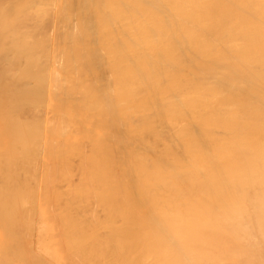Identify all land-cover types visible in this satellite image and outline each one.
I'll return each instance as SVG.
<instances>
[{
    "label": "bare ground",
    "instance_id": "obj_1",
    "mask_svg": "<svg viewBox=\"0 0 264 264\" xmlns=\"http://www.w3.org/2000/svg\"><path fill=\"white\" fill-rule=\"evenodd\" d=\"M0 105V142L3 139L6 144L8 139L9 141L12 139L10 142L13 141L18 146L16 142L22 140V142L19 141L23 143V145L20 144L21 150L27 153V156L22 157L26 158L35 153L40 156V153L47 151L49 156L46 155L47 152L43 155H46L48 159H52L56 154L61 155L62 159V155L70 151L72 153L74 151L83 152L88 148L85 147L87 144L90 146V151L95 153L96 160L98 156L103 157L101 170H98L100 165H98V169L95 168L99 171V177L102 175L101 188L103 189L99 194L100 186L98 189L95 187L97 190L94 193L96 192L100 201H103L99 205L103 204V213H106L103 215L105 217L107 215L106 221L101 218L103 222L105 221V226L97 224L99 219L96 223L93 221L91 224L92 220L87 216L85 218L90 220V223L89 220L87 222L89 226L96 224L95 228L98 225L99 228L106 229L107 236L103 240L104 243L101 239L100 243H103V246L105 244L109 251L112 250L111 254L106 249L105 256L108 258L109 255L113 256L109 259L114 264H264V0H0ZM3 105H18V107H2ZM19 105H26L25 107H29V109L30 106L36 105L38 110L39 108L43 110V105H53L52 115L54 114V116L48 117L51 113V109H49V112L46 113L49 114L47 116L49 119L46 120V124L47 122L48 124L44 125L42 123L44 116L40 113L41 116L36 114L39 118L34 119H40L39 122L42 125L35 122L37 120L33 123L31 118L32 125L29 123V126L27 125L28 121L25 120L27 123L24 124L23 119L26 118L24 115L29 119L28 115L30 113L32 115L30 111L33 110L30 109L27 112H30L28 115L23 110V115L20 114L23 116V122H21V117L19 118V123H23V127L17 123L18 129H23L19 131L16 124L12 127V122L10 123L8 120V118H12L11 114L14 117L18 112L21 113L22 110H18ZM54 105L55 107L58 105V107L55 108ZM75 107V114H72ZM31 115L30 117L33 116ZM73 118L80 120L79 123L77 119L75 120L78 126H73L74 130L70 129V124L74 122ZM90 119L93 120L92 129L88 128L85 122ZM6 120H8L11 129L7 123V125L5 124ZM5 126H8L9 129ZM78 127H82L78 131L81 133L80 136L84 134L87 137L82 135L81 138H75L76 136H73ZM87 129L93 130L91 131L93 136L88 137V133H91ZM20 134L24 138H15ZM68 134H73V137ZM13 143L10 144L11 147H13ZM20 146H18L19 149ZM3 147L0 148V151ZM6 148L9 150L8 147H5V151ZM12 149L14 148H11V151H13ZM21 150L19 152H22ZM16 152L14 151L12 154ZM4 153L0 152V156ZM29 153L31 154L29 155ZM8 154L6 152V155ZM23 155L25 154L23 153ZM9 156L6 157L9 158ZM15 156L17 157L16 154ZM33 156L35 157V155ZM10 157L13 158L12 155ZM68 157H71L70 154ZM36 158L38 161V157ZM28 159L30 158L28 157ZM53 159L55 163L53 164L54 161H51V164H58V161ZM68 159L71 160V158ZM43 161L50 164V161L46 162V159ZM84 161L82 162L84 163ZM4 162L6 161L3 160ZM76 162L73 163L77 164ZM91 162L95 164L93 161ZM33 163L35 164L34 161ZM84 164L85 169L88 166H91L92 169V165ZM6 165L8 166V164ZM39 165L35 164L38 169L41 167ZM77 165L76 168L79 167V164ZM14 166L11 165L12 169L16 171L17 167L13 168ZM17 166L20 167L18 168L20 171L25 169L22 164H17ZM32 167L34 168V165ZM8 168L10 167L8 166ZM46 168L48 169L47 166ZM61 168L65 169L64 166ZM71 168L72 170H69L72 172L73 167ZM3 169L4 167H2V171ZM80 169L82 171V168ZM91 169L90 171H92ZM60 170L58 172L63 171L65 174L68 172L67 169V171ZM53 171L56 174L57 170L53 169ZM77 171L75 176H80L81 173L78 175ZM6 172L4 171L3 175ZM11 172L13 173L12 170ZM16 172L14 175H18V170ZM49 172L50 170L47 172L48 175ZM63 172H61L60 178L59 175L57 176V180L70 175L64 176ZM23 174L25 175V172ZM36 174L34 173L33 176ZM8 175L10 177L8 181L12 183L16 179L17 184L22 176L21 174L19 178L13 179L14 175L9 173ZM51 175L53 176V173ZM71 176L73 178L74 175ZM92 176H87V178L94 179ZM6 177L0 180L3 190L8 182L5 180ZM25 177L29 182L28 173ZM67 178L68 183L70 178ZM42 180L44 181V179ZM51 180L49 179L50 182ZM84 180L82 181L88 182ZM61 181L59 182L60 186L56 182L58 187L62 192L63 190L67 192L66 186L70 183L66 186L64 183L63 187L66 188L64 189L61 186ZM75 181L74 183L77 184ZM93 181L92 183H94ZM25 182L23 180V183ZM38 182L36 183L38 184ZM31 183L29 182V184ZM14 184L16 186H13ZM14 184H9L11 190L14 187L20 192L24 188L26 192L22 193L26 196L35 190L31 186L26 187L28 188L26 190L21 185V189H19V185L17 186L16 182ZM23 185L27 186L28 184ZM9 186H7L8 190ZM74 186L76 187V185ZM86 186L84 184V189ZM58 187L56 186V189ZM81 187L76 188L77 191L81 190ZM14 188L12 192L18 191L17 189L14 191ZM50 188L52 189V187ZM45 189L43 188L44 191ZM55 190L53 192L60 195L59 188L58 191ZM71 190H74V187ZM87 191L83 192L88 194ZM65 192L63 193L65 194ZM74 192L77 194L76 190L72 194ZM22 193L21 196L19 194L22 197L20 199L13 194L14 200L12 199V201L16 199L17 202H14L16 205L11 201V197L9 198V201L12 202L9 204L14 205L13 209L12 206L10 208L15 212L14 216H16V212L29 204L27 203L29 200L26 201L24 198L27 197L23 198ZM35 193L34 191L33 194ZM41 194L42 202V200L45 201L47 195L43 196L42 194L41 196ZM55 194L53 193V196ZM66 194H70V192ZM76 194L73 196L77 197ZM97 195L93 196L96 198ZM82 196V199L85 200L86 196L84 194ZM35 197L37 196L35 195ZM57 198L55 200L64 202L63 197ZM79 198L77 200L74 198L76 203ZM34 199L36 198L30 199L32 204L37 203L39 198L36 201ZM53 199L54 197H52V201ZM91 199L89 200L90 204L92 203ZM55 200L52 204L51 201H47L49 204L44 207L47 209H45L46 211H50L49 207L47 208L50 206L52 214L56 210V203L59 202H55ZM6 201L8 202V200ZM92 201L94 202L93 199ZM7 202H4L6 205L3 207L0 206V209L4 210L3 213L1 212L4 217H7L5 214L9 213L5 212L4 207L11 205H8ZM41 202L42 211L43 204ZM60 202L57 204L58 206ZM76 203L70 202L69 209H71V204L77 205ZM0 204L2 205L3 202ZM95 205L92 203V208H95ZM84 206L85 204L83 208ZM88 206H90L89 203ZM67 207L60 205V209L65 208L66 212L63 209L60 211L57 208L58 211L56 210L58 213L59 211L64 212L61 214L65 218L63 216V219L61 217L58 219L59 216L57 218V220H63L61 221L62 225V222L65 225L71 224L77 234H81L87 229L91 232L94 231L90 230L91 226L89 228L85 225V218H83L84 226L81 221L75 220V218H79L77 216L79 213L82 215L81 207V209H77L80 211L78 214H72L73 218L69 213L70 210L67 212ZM33 208L31 209L33 210ZM26 209L23 211L27 212ZM98 209L97 207L94 209L96 213ZM23 211L20 212L23 213ZM46 211L39 213V218L42 214L44 216ZM75 211L76 209H74ZM93 213L94 217L98 216L95 215V212ZM13 214H10L11 217ZM19 214L18 217L21 215V218L19 217L21 221L24 214ZM52 214L48 215L53 218V220L49 219L51 225L55 220V215L53 217ZM92 215L88 216L92 217ZM32 216L33 214L31 218ZM46 216L47 214L45 218ZM27 218L23 219L24 223L15 221V219L13 221L19 222L18 226L23 224L24 228ZM45 218L44 222L40 221V224L36 226L39 238L37 234L35 235L37 239L41 238L43 249L47 255L50 254L53 257L51 250L56 248L53 249L54 246H51V242L54 244L53 240L56 237L49 241L46 240L48 243L44 244L45 236L50 233L46 234V232L51 230L52 234L54 231V228L52 229L51 225H48L50 223L46 224L48 218L46 220ZM67 218H71V220ZM6 220L8 221V218ZM29 221L30 218L26 221V225ZM29 223L30 225L34 224ZM36 223L37 221L32 225L33 228ZM12 226L13 229L8 226L5 228H8L9 232L10 229L14 231L16 226ZM28 226L29 224L27 228ZM32 226H29L31 232L35 231ZM84 227L88 228L84 229ZM16 228L19 232L20 228ZM59 230L56 231H59L62 237L64 230L61 227ZM89 231L87 230L86 234L90 233ZM31 232L30 234L28 232L29 236L34 235V232H32L33 235ZM103 233L106 234L105 232L100 234L103 235ZM18 234L16 235L15 232L16 236ZM83 234L81 235L84 236L85 234ZM95 234L91 233L93 238ZM72 235L69 237L70 239ZM29 236L27 235L26 238ZM11 237L10 239H14V242V235L13 238ZM74 238L73 240H75ZM89 238L90 236L85 238V241ZM10 239H3L7 242L5 245L0 242V245L5 247L11 245ZM16 239L18 238L16 237ZM19 239L16 240L20 243L19 245L27 251V244H29L31 250L32 245L29 239L26 240L29 241L27 243L22 238V241H25L23 243L27 245L26 248V245L19 242ZM70 239L68 242H72ZM83 240L82 243H84ZM77 241L79 243V240ZM96 241L95 243H99V240ZM61 244L64 247V242ZM81 244H77L79 248H72L75 243L72 246L69 245L72 248L70 249L72 254L74 250V253L80 250L81 246L79 245ZM13 245L9 251L8 247L5 248L8 251L4 250L7 254L3 251L6 257L10 258L8 255L10 253L17 258V261L15 257L13 258L16 261L14 263L26 264L25 261L20 262L23 260L21 257H28L29 253L27 255L22 253L21 246V249L18 247L20 252L19 250L16 252ZM93 245L91 247L95 250L101 247V245L98 247V244H96L97 248L94 243ZM85 246L83 245L84 249ZM13 247L16 253L24 256L19 257V254H15L14 250L12 251ZM87 247L90 245L86 246V249H89ZM0 249H2L1 246ZM58 250L53 253L58 255L62 250L67 253L66 256L62 254L63 257H60L61 260L64 259V256L67 257L68 261L63 260L67 264L69 261L71 262V258L74 262L72 264H76L77 261L75 260V262L74 258L84 256L83 252H80L79 255L74 257L75 254H73L70 257L71 252L68 248L69 254L66 249L59 250V252ZM29 252L31 253V251ZM33 252L35 251L33 250ZM107 252L110 254L108 255ZM39 253L37 252L36 256ZM84 253L87 256L86 252ZM42 254L45 255V253ZM33 255L35 256V253ZM57 255L56 259L59 257ZM2 256L4 259V255L1 254L0 257ZM39 256L40 254L38 259ZM6 257L5 259H7ZM31 258L34 262L28 258L29 263L35 264L37 258ZM43 258L39 259L41 263ZM60 258L55 261L60 263ZM100 258L102 259V257ZM100 258L97 259V262ZM11 260L9 259L10 262ZM43 260H45L43 263L47 262L46 259ZM84 260L82 258V261ZM3 261L5 262L2 260L0 264ZM9 261L7 259V264H10ZM102 262L105 264L103 259ZM102 262L100 263L102 264ZM49 263L51 264V261Z\"/></svg>",
    "mask_w": 264,
    "mask_h": 264
},
{
    "label": "rangeland",
    "instance_id": "obj_2",
    "mask_svg": "<svg viewBox=\"0 0 264 264\" xmlns=\"http://www.w3.org/2000/svg\"><path fill=\"white\" fill-rule=\"evenodd\" d=\"M0 106H1V105H0ZM7 106H8V107H9V106H15V107H18V105H7ZM7 106L3 105L2 107H7ZM20 106H22V105H19L18 110L21 109L22 111L19 110V111H21V113L18 112L19 115H18V113L16 114L17 116L14 115V117H16V118L19 116V117L17 118V120H16V118L13 117L12 114H11L12 118L10 117V114H9V117H10L11 119L8 118V120L10 121V123L12 122V127L15 126V124H16L17 129H18V125H20V124H21V127H23V123H19V120H20V119H21V122H23V120H24V124H26V123H27L26 121H28L27 125H29V123L32 122V120H33V123H35V122L38 123L40 119L37 120V119L39 118V117H37V116H38L39 113H40L41 115L44 116V120H42V121H44V122H42V123H44V125H47L48 122H47V124H46V120L49 119L50 117L54 116V114L52 115L53 105H52V106H51V105H43V106H44L43 110H44V109H45V110L47 109L46 111L44 110L45 113H44V111L41 110L40 108H39V110H40V111H39V110L36 108V105H35V106H34V105L30 106V109L33 110V111H30V112H32V115H33V116L31 115L30 112H29L30 114L27 113V112L30 110L29 107H25L26 105H25V106L23 105L24 108H22L23 106H22V107H20ZM28 106H29V105H28ZM45 106H46L47 108H46ZM60 106H62V105H60ZM73 106H74V105H73ZM75 106H76V105H75ZM31 107H33V108H31ZM34 107H35L37 110H36ZM54 107H55V105H54ZM56 107H58V105H57ZM56 107H55V108H56ZM76 107H77V106H76ZM76 107H75V109L72 111V114H75ZM55 108H54V109H55ZM5 109H6V108H5ZM27 109H28V110H27ZM34 109H35L36 111H35ZM49 109H51V110H50L51 113H49L50 115L48 114V115H49V116H48L46 113H47V111H48ZM0 110H1V107H0ZM23 110L25 111V113H26L27 115L29 114V115H28V116H29V119L27 118L26 115H24L26 118L24 117L25 119L22 120V117H23V116H20V114L23 115V114H22V113H24ZM37 111H39V112H37ZM33 112H36V113H34V114H35V117H34ZM42 112H43V114H42ZM48 112H49V111H48ZM36 114H38V115H36ZM45 114H46V115H45ZM30 115H31L32 117H30ZM41 115H39V116H41ZM51 115H52V116H51ZM47 116H48L49 118H48ZM20 117H21V118H20ZM19 118H20V119H19ZM31 118H32V120H31ZM34 118H37V119H34ZM40 118H41V117H40ZM42 118H43V117H42ZM42 118H41V119H42ZM13 119H15V120L12 121ZM27 119H28V120H27ZM76 119H77V121H78V123H79L80 120H79L78 118H73L74 122H73V121H72V122H73L74 124L71 122L72 124H70V126H71L70 129H72L73 126H75V127L78 126V125H77L78 123H77V122L75 123V120H76ZM8 120H6L7 122L5 121V124L7 123L8 126H10ZM25 120H26V121H25ZM35 120H37V121H35ZM90 120H91V119H90ZM90 120H88L89 122H88L87 120H85V122H86V124H87V127L90 128V129H92V128H93V123H92L93 120H91V121H90ZM34 121H35V122H34ZM14 122H16V123H14ZM87 122H88V123H87ZM17 123H18V125H17ZM39 123H40V125H42L41 122H39ZM7 124H6V125H7ZM30 124L32 125V123H30ZM75 124H76V125H75ZM84 125H85V124H84ZM8 126H5V128L7 127V129H9ZM29 126H30V125H29ZM91 126H92V127H91ZM21 127H20V128H21ZM24 128H25V127H24ZM79 128H80V127L77 128L78 130H76V133H77L78 131H80V129H82V127H81L80 129H79ZM10 129H11V126H10ZM12 129L15 130L16 127H15V129H14V128H12ZM22 129H23V128H22ZM22 129H18V130L20 131V130H22ZM73 130H74V128H73ZM73 130H71V131H73ZM87 130H88V132L90 131L89 129H87ZM91 131H93V130H91ZM91 131H90V133H91ZM76 133H75V131H74V135H73V134H68V136H69V135H71V136L73 135L74 137L76 136L75 138H81L82 135H83V137H87V135H84V134H82V135L80 136L81 133H79V132L77 133V135H76ZM89 135H90V136H89ZM91 135L93 136V133H91V134L88 133V137H91ZM48 136H49V134H48ZM68 136H67V137H68ZM73 136H72V137H73ZM79 136H80V137H79ZM18 137H19V139H20V138L22 137V135L20 134L19 136L15 137V138H18ZM22 138H24V137H22ZM11 140H12V139H10V141H11ZM13 140H14V139H13ZM15 140H16V139H15ZM5 141H6V140H5ZM10 141H9V139H8L7 143L5 144V143H4V140L1 139V142H0V148H1L2 146H4V147H3L4 150L1 149L0 152H1V153H2V152H5L4 154L1 155L2 157L0 156V157H1V158H0V161H1V159H2V163L0 164V171L2 172V174H1L0 176H1L2 178L0 177V180L3 179V177L5 178V177L7 176L5 180L8 181V180L10 179L8 173L14 175V174L17 173L16 171L18 170L19 173L22 172V173H20V175H19V173H18V175H14V177L11 175V177H13V179H14L15 177H16V178H19V177L21 176V174H22L21 178L19 179L20 181L18 180V184H17L16 179H14L15 182H16V184H17V186L19 185L20 182L23 183V180H24V182H25V181H26V182L23 183V184H26V185L28 184V185L25 186V185H23V184L20 183L21 187L24 186V187L26 188V187H28V186H29V187L31 186V187L33 188V190L35 189L34 191H35L36 193H39V194H36V193L33 194L34 191H32V193H30L29 191L32 190V188H31V190L29 189V191H27V192H29V195H30V194H33V195H30V196H29V195L26 193V194H27V196H26V195H24V194L22 193V192H26L25 189L22 188V189H23V190H22V189L20 188V185L18 186V188L21 189L20 192H19V190H18L17 188H14V187H13V188L15 189L14 191H16V189H17L18 191H16V192H12V191H13V188H12V190H11V186H9V184L11 185L12 183H13V184L15 183L13 179H12V180H13L12 183H10L9 181L6 182V183H7L6 185L10 187L9 190H8V187H7V186H6L7 189L4 188V187H5V186H4V187H3L4 190L6 189V190L4 191V190L1 188V186H0V188H1V190H2L1 193H0V200H1L0 203L3 202V204H2V205L0 204V206H2V207H3V205H6V204H4V202H5V203L7 202L6 200H8V202H7L8 205H10L12 202H13V203H14V202H15V203L17 202L16 199H15V201H12V199L14 200V195H13V194H15L16 198H19V199H20V198H22V197H20V196H21V193H22V194H23V198H24V196H25V197H27V198H24V199H26V201L29 200V201H27V203H29L28 206H30V207L27 206V207H28V208H27V207L25 206L24 209L22 208V209L20 210V211H23V210L25 211V209L27 208V209H28V210L26 209L27 212H24V211H23V213H22V212L18 211V212H16V216H14V215H15V212H13V210H12V209H13V206L16 205L15 203H14L13 206H12V204H11L10 206H6V208L4 207L5 212H9V213L5 214V216L7 215V217H4V214H2L4 210L2 211V208L0 209V218H1V219H0V228H1V230H0V234H1V235H2V234L4 235V236L2 235V238H3L4 240H5V238H6L7 240H9L10 237L12 236L11 238H13V235H14V237H15V241H14V242H15V245H17V244L19 245V244H20V243L17 242L18 239H19L20 237H21V238H20L21 240L19 239V242H22V243H23V242H25L26 240L29 239V240H30V243H31V245H32V248H31V250H30V248H29V244H27V245H28V248H26L27 245H26L25 243H23V245H24V244L26 245V246L24 245L25 248L27 249V251H26V250L23 248V246H21V245H19V246H18V245H17V246L13 245V243H14L13 240H14V239H13V240L10 239V241H12V244H11V245H13V246L16 248V252H17V250H19V252H20V249L23 248L22 250H23V251L25 250V251L23 252V251L21 250L22 253H24L25 255H27V254L29 253V254L27 255L28 257H26V256H24L23 254L21 255L20 253H16L15 250H14L15 248L13 247L12 251L14 250L15 254H19V255H20L19 257H21V256L26 257V258L21 257L23 260H21L20 262L25 261L26 264H34V263H32V262H34V260H32V258H31V257H33V258H35V259L37 258V259H36V263H38V264H39V263L42 264V263L45 261V260H43V259H46V261H47L46 263H43V264H50L49 261H51V264H53V263H55V264H57V263L60 264V263H62V262H63L62 264H67V263H64V261H63L64 259L67 260V259H66L67 257L65 258V256H66L67 253H64L65 251L63 252L62 249H64V250L66 249V251H67L68 254H69V251H68V250L72 249L73 247L79 248L77 244H79V243L81 244V243H82V240L84 239V240H83L84 243H82L81 245H79V246H81V248H80L81 251H80V250H78V251L76 250L77 252L74 253V251H75V250H74V251H73V254H75V255H74V257H75V256H77V254L79 255L80 252H83L82 255H84V256H83L82 258H83V260H84V259H85V260L82 261V258H81V257H76L77 259L74 258V261H75V260L77 261V262L75 261L76 264H77V263H78V264H82V263H83V264H94L95 262L98 263V264H101L100 262H102V259H103V261H104L105 264H109V262H111L110 264H112V263L114 264V262H112L111 259H109V258H112V257H113V256H110V255H109L110 253H111V254L113 253L112 250L109 251V248L107 249L106 246H105V244H104V246H103V243H104L103 240L105 239V236H107V231H106L105 228H103V227L105 226L104 224H105V221H106L105 219H106L107 215H106V217L104 216L106 213H103V211H104V206H103V204L99 205L100 203H103V201L101 202L100 199H99V197H98V195H97V193H96V192H95L96 194L94 193V191H96V190L98 189L99 186H100V187H99V189H100L99 194L102 193V189H103V188H101V186H102V175L100 174V175H101V176H100L101 178H100V177H99V171L101 170V167H102L101 165H102V163H103V157H102V156H98V157H97V160H96V157H95L96 155H95V153L93 154V153L90 151V146L87 144V146H85V147H88V148H87L86 150H84L83 152H79V151L76 152V151H74L75 153H74V152L72 153V151H70L69 153H65L64 155H62V159L65 157V158H64V161H63L64 163L62 162L61 155H59V154H58V155H57V154L54 155V153H53V154H52V156L54 155L53 158H55V160L58 161V164L53 165V164L55 163L54 159H53V158H52V159H51V158L48 159V157H46V155L49 156V154H48L49 152L45 151V152H47V154H46L45 152L40 153V156H39L37 153H35V154H31V153H29V155L31 154L32 157H30V156H31V155H30V156H28L30 159H28V157L24 158V157H22V156H27V153H25V152H23V151L21 150V147H22V146H20V144L23 145V143H20V142H22V140H19L20 142L18 141V139L16 140V141H18V142H16V143H18V146H20V149H19V147L17 146V144L13 143V141H12V142H10ZM8 142H9V143H8ZM12 143H13V147H11L12 145H10V144H12ZM7 144H8L9 146H8ZM1 145H2V146H1ZM6 145H7V146H6ZM15 145H16V146H15ZM5 147H8L9 150L6 148V151H5ZM11 148H14V149H12L13 151H11ZM15 148H17V149H19V150H16ZM20 150H21L22 152H19ZM10 151H11V152H10ZM14 151H17V152L15 153V154L17 155V157L15 156V154H12ZM85 151H86V152H85ZM6 152H7V154L9 153L8 155H10V156L12 155L13 158L10 157V156H9V158H7L8 155H6ZM90 152H91V153H90ZM10 153H11V154H10ZM17 153H19V154H17ZM21 153H22V154H21ZM23 153H24L25 155H23ZM83 153H84V155H82ZM88 153L90 154V156H89ZM43 154H46V155H43ZM69 154H70L71 157H68ZM74 154H75V155H74ZM76 154H78V156H76ZM3 155H4V157H3ZM5 155H6L7 157H6ZM19 155H20L21 157H20ZM33 155H35V157H34ZM73 155L76 156V157H74ZM14 156H15V157H14ZM52 156H51V154H50V157H52ZM56 156L58 157V158H57L58 160L56 159ZM63 156H64V157H63ZM80 156H82L83 158L80 157ZM91 156H92V157H91ZM5 157H6L7 159H6ZM33 157H34V159H35L36 157H38V161H37V158H36V161H35V160L33 159ZM40 157H41V158H40ZM45 157H46V158H45ZM72 157H73V160H72ZM79 157H80V158H79ZM90 157H91V158H90ZM93 157H94V158H93ZM101 157H102V158H101ZM10 158H11V159H10ZM14 158H15V159H14ZM16 158H17V160H16ZM20 158H21V159H20ZM23 158L25 159L24 161H23ZM68 158H71V160L68 159ZM74 158H75V160H76L77 162L74 160ZM78 158L81 159V160L78 161V160H79ZM87 158H88V159H87ZM89 158H90L91 160H90ZM9 159H10V160H9ZM13 159L16 161V163H15V161H14ZM44 159H46V162L50 161V164H48V163H44V161H43ZM83 159H84V160L86 159V160L84 161ZM99 159H100V160H99ZM101 159H102V160H101ZM3 160H5L6 162L9 161V162H7V163H6V162H4V163L8 164V166H9L10 168H8V166H7L6 164L4 165ZM11 160H12V161H11ZM26 160H27V161H26ZM28 160H30V161H28ZM32 160L35 162L36 166L40 164L39 166H41L40 168L42 169V171H41L40 168H39V169H40V170H39V169L35 166V164L33 163ZM60 160H61V161H60ZM67 160H68V161H67ZM87 160H88V161H87ZM94 160H96V161L94 162ZM98 160H99V162H100V161H101V162L99 163ZM17 161H18V163H17ZM42 161H43V163H42ZM51 161H54L53 164H51ZM82 161H84V163H86V164H88V162H90L88 165H92V169L90 168L91 166L89 167L88 165H87V166H88L89 168L86 167V169H85V164H84ZM91 161H93L95 164H92ZM13 162H14L15 164H12ZM28 162H29V163H28ZM31 162H32V163H31ZM38 162H41L42 164H41V163L38 164ZM60 162H61V163H60ZM66 162H67L68 164H67ZM69 162H70V163H69ZM73 162H76L77 164H79V167L76 168L78 165L75 164V163H73ZM79 162H80V163H79ZM65 163H66V164H65ZM71 163H72V164H71ZM96 163H97V165H96ZM9 164H11V165H15L13 168H16V167H17V168H16V171L13 170L12 167H11V165H9ZM17 164H19V165L22 164V166L24 165L23 167H24L26 170H25V169H22V170L20 171V169H18V168H20V167L17 166ZM32 164L34 165V168L32 167V166H33ZM43 164H44V165H43ZM45 164H46V166L48 167V169L46 168ZM47 164H48V165H47ZM59 164H60V165H59ZM69 164H70V165H69ZM73 164H74V165H73ZM83 164H84V166H83ZM1 165H3V166H1ZM30 165H31V166H30ZM71 165H72V166H71ZM94 165H95V166H94ZM98 165H100V166H99L100 168L98 167ZM22 166H21V168H23ZM39 166H38V167H39ZM43 166H44L46 169H45ZM55 166H58L59 168H58V167H55ZM62 166H64L65 169H64V168H61ZM2 167H4L3 171H2ZM52 167H53V168H52ZM54 167H55V168H54ZM69 167H70V168H69ZM71 167H73V171H72L73 173L71 172V170H72ZM83 167H84V169H83ZM68 168L71 169V170H69ZM75 168H76L78 171H77ZM80 168H82V171H81ZM95 168H97V169L99 168V169H98L99 171H97V169H95ZM6 169H7V170H6ZM8 169H9L10 171H9ZM33 169H35V170H33ZM43 169H44V170H43ZM53 169H54V170H57V171H56V174H57V173H59V174L56 175V174L54 173L55 171L52 172ZM60 169H61V170L63 169L64 171H67V170H68V172H66V174H65V172L61 171ZM66 169H67V170H66ZM90 169H91L92 171H90ZM94 169H95L96 171H95ZM11 170L13 171V173L11 172ZM24 170H25V171H24ZM29 170H31V171L29 172ZM36 170L38 171L39 174H38V173L36 174V172H37ZM49 170H50V172H49V175H48L47 172H48ZM59 170H60L61 172H63V175H64V176L70 174V175H68V176L61 177V180H63V179L65 180V181L63 180L64 182L61 181V180H57L58 177L60 178V176H62V175H61L62 173H61V172H58ZM83 170H84V171H83ZM88 170H89V171H88ZM4 171H5V172L7 171V172H6L7 175H6V174L3 175V172H4ZM40 171H41V172H40ZM69 171H70V172H69ZM76 171H77V174H78V175H79V173H81L80 176H81V178H83L82 180L85 179L84 181H88V182L85 183V182H83V181L81 180V178H79L80 176H77V175L75 176V174H76L75 172H76ZM24 172H25V175L23 174ZM33 172H34L36 175L33 176V174H34ZM45 172H46V173H45ZM88 172H89V173H88ZM90 172H92V173H90ZM93 172H94V175L97 174L98 177H97V175H96V176H94V175L92 176ZM95 172H97V173H95ZM27 173H28V180L30 179L29 182H30V183L32 182L31 184H34L33 186H32L31 184H29V182H27V177H25ZM32 173H33V174H32ZM52 173H53V176L55 175L56 179H55V177H53L52 175L50 176V174H52ZM71 173H72V174H71ZM41 174H42V175H41ZM43 174H45V175H43ZM89 174H91V175H89ZM2 175H3V176H2ZM5 175H6V176H5ZM47 175H48V176H47ZM58 175H59V176H58ZM71 175H74L73 178H72ZM83 175H84L85 177H84ZM37 176H39V177H37ZM43 176H45V178H43ZM46 176H47V178H46ZM49 176H50V177H49ZM57 176H58V177H57ZM87 176H90V177L92 176L94 179H92V178L90 179V177L87 178ZM23 177H24V179H23ZM48 177H49V178H48ZM67 177H69V178L71 179V180L69 179V181H68V183H70V185H68L69 187L66 186V185L68 184V183H67V179H68ZM76 177H78V179H76ZM40 178L44 179V181H46V182H45L46 184L43 183L44 181H43L42 179H40ZM53 178L55 179V182H54V179H53ZM62 178H63V179H62ZM66 178H67V179H66ZM22 179H23V180H22ZM34 179H35V180H34ZM37 179H38V181H39L40 183L37 181ZM49 179H52L51 182L49 181ZM75 179H76V181H75ZM79 179H80V181L83 182V183L81 182L82 184L80 183ZM87 179H88V180H87ZM98 179H99L100 181H99ZM40 180H42V181H40ZM72 180H73V182H72ZM77 180H78V181H77ZM90 180H92V181L94 180L93 182H94L95 184L92 183V181H90ZM96 180H98V182H96ZM10 181H11V180H10ZM48 181H49V182H48ZM52 181H53V182H52ZM60 181H61V186L63 187V186L65 185L67 189L64 188V187H63V188L66 189V191H67L68 193L70 192V194H66L67 192H65V190H63V192H65V194H66V195H65V194L62 192V190H60V187H58V185L60 186V184H59ZM74 181L77 182V184L74 183ZM36 182H38L39 185H38ZM41 182H42L43 186H41V185H42ZM56 182L58 183V185H57ZM62 182H63V183H62ZM89 182H90V184H89ZM52 183H53V184H52ZM54 183H55V184H54ZM64 183H65V184H64ZM79 183H80V184H79ZM91 183H92V185H91ZM63 184H64V185H63ZM71 184H72V186L74 187V190H76L77 194H76L75 192H74V194H72L74 190H71V191H70L71 188L73 189V187L71 186ZM78 184H79L80 187H81V186H82V187L80 188L81 190L78 189V191H77L76 188H79V186H77ZM84 184L87 185L85 189H84ZM93 184H94V185H93ZM0 185H2V184L0 183ZM44 185H45V186H44ZM49 185H51V186H49ZM74 185H76V187H75ZM88 185H91L92 187L89 186V187H90V188H89ZM96 185H97V186H96ZM13 186H16V185L14 184ZM35 186L37 187V189H36ZM40 186H41L42 189L39 188ZM56 186L59 188V191H58V188L56 189ZM29 187H28V188H29ZM50 187H52V189H51ZM95 187H97V189H96ZM28 188H26V190H27ZM38 188L42 190L41 193L43 194V196H46V195H47V198L42 197V198H45V199H44L45 201L42 200V202H44V203H42L41 200H40V198H41V197H40V194H41L40 191H41V190H39ZM43 188H44V189L47 188V189H45V191H44ZM63 188H61V189H63ZM55 189H56V190H55ZM90 189H91V190H90ZM93 189H94V190H93ZM49 190H50V192H49ZM53 190L60 192V195H58L56 192H53ZM85 190H88V191H87L88 194H86V192H83V191H85ZM89 190H90V191H89ZM6 191H7V192H6ZM9 191H10V192H9ZM37 191H39V192H37ZM79 191H82V192L80 193ZM92 191H93V192H92ZM8 192L10 193V195H9ZM17 192H18V193H17ZM43 192H44V193H43ZM48 192H49L50 194H51L52 192H53L54 194H55V193H56V194L53 196V193L50 195ZM78 192H79V197H80L81 199L78 197ZM89 192H92L93 194L91 193V194H92V195H91ZM6 193H8V194H6ZM11 193H12V194H11ZM19 194H20V196H19ZM42 194H41V196H42ZM48 194H49V195H48ZM62 194H64V196H66V197L68 196V197L65 198L64 196H62ZM75 194H76L77 197H74V196H73V195H75ZM80 194H82V195L84 194V196H86V197L84 198L85 200L82 199L83 196H82V195L80 196ZM85 194H86V195H85ZM2 195H3V198H2ZM6 195H8V196H6ZM11 195H12V196H11ZM35 195H36L37 197H35ZM57 195H58V196H57ZM71 195H72V196H71ZM90 195H91V196H90ZM93 195H94V196L97 195L96 198H95ZM18 196H19V197H18ZM31 196H32V197H31ZM59 196L63 197L62 199H64V202H63L64 204H63L62 202H60V200H55L57 197L59 198ZM7 197H8V198H7ZM10 197H11V198H10ZM52 197H54L53 201H54V200H55V202H56V201H59L61 206H64V207L68 206V207H67V212H69V210H70L69 213H71V215H72V214H78L80 211L77 210V209H81V208H82V209H81L82 215L79 213V214L77 215V216H79V218L77 217V218H75V220H76V221H77V220H78V221H81L82 223L85 222V220H86V222H85L86 224L83 223V226H84V224H85L86 226H88L89 228H90V226H91L90 230H92V231L94 230L93 232H91V231H89V229H87V230L90 232V233H88V234H86V233H87V230H86V231L84 230L85 233H84V232H81V234H83V233L85 234V235H84V234H83V235L86 236V237H85L86 239L90 236V238L93 239V240H91L90 238H89L88 240H90L91 242L88 241V240H87L88 242L85 241L86 239H85V238H82V237H84V236H82L80 233L77 234V233L74 231V228H73V226H71V224H67V225H65L64 222H62L63 225L61 224V221H63L62 219L65 218V217L63 216V214H61L63 211L60 212L63 208L60 209V205H59V206L57 205L59 202L56 203V206H57V207L55 206V204H53V205L55 206L56 210H57V208H58V210L60 209L59 213L57 212L58 210L56 211L54 207H53V208H54L55 212H57L56 214H55L54 211H53L54 214L51 213L52 211H51V209H50V206H47V208L49 207L48 210H50V211H46V210H47L46 208H45L46 210L44 209L45 205H48L50 201H51L50 203L52 204V202H53V201H52ZM61 197H60V198H61ZM69 197H70V198L72 197V198L70 199ZM87 197H88V198L90 197V198L88 199ZM92 197H93V198H92ZM9 198L11 199L12 202L9 201V200H10ZM33 198H36V199L39 198V199H37L38 201H36V199H34L37 203H35L34 200H33V203H35V204H32V203H31L32 200H30V199H33ZM49 198H50V199H49ZM58 198H57V199H58ZM60 198H59V199H60ZM74 198H75L76 200L79 198V200L77 201V203H76V200H75ZM91 198L94 200V202L92 201ZM97 198H98V199H97ZM5 199H6V200H5ZM65 199H66V200L68 199V201H69V200H70V201H69V202H68V201H65ZM72 199H73L74 201H73ZM90 199H91V202H92V203H95L96 205H97V203H98L97 206L95 205V208H94V207L92 208V206H91L92 203L90 204V202H89ZM96 199L98 200V202H96V201H97ZM2 200H4V201H2ZM17 200H18V199H17ZM39 200H40L41 204H43V205H42V211H41V207H40L41 205H40ZM82 200H83V201H82ZM47 201H49V202H47ZM79 201H81V202L79 203ZM87 201H88V202H87ZM9 202H11V203L9 204ZM45 202H46V203H45ZM55 202H54V203H55ZM65 202H67V203L65 204ZM70 202H71V203L75 202V203H76L77 205H79V206H78L77 208H75L77 205H75V204H71V209H69V207H70V205H69ZM61 203H62V204H61ZM88 203H89L90 206H88ZM37 204H38V205H37ZM51 204H50V205H51ZM84 204H85V206H84V208H83V205H84ZM35 205H36V206H35ZM11 206H12V209H10ZM33 206H35V207L33 208ZM72 206H73L74 208H73ZM86 206H87V207H86ZM93 206H94V205H93ZM8 207H9V208H8ZM51 207H52V205H51ZM80 207H81V208H80ZM90 207H91V208H90ZM96 207H97V209H98V208L100 209V211H99V209L97 210V213H99L101 216H100L99 214H97L96 211L94 210V209H96ZM101 207H103V208H101ZM7 208H8V209H7ZM31 208H33V210H32ZM37 208H38V209H37ZM39 208H40V209H39ZM85 208H86L87 210H86ZM89 208H90V210H89ZM9 209H10V210H9ZM72 209H73V213H72ZM74 209H76L75 212H74ZM84 209H85V211H84ZM11 210H12V211H11ZM31 210H32V211H31ZM44 210L47 212V213H46L47 216H46V218H45V215H46V214H44V216H43V214H42V215H41L42 219H41V217L39 218V216H40V214H41ZM63 210H65L64 212H66V209H65V208H64ZM92 210H93V212H95V215H98V216L94 217V213L92 212ZM101 210H102V211H101ZM29 211H30V212H29ZM40 211H41V212H40ZM45 211H44L43 213H45ZM78 211H79V212H78ZM86 211H87V212H86ZM98 211H99V212H98ZM1 212H2V213H1ZM11 212L14 213L12 217H11V215H10V214H12ZM28 212H29V213H28ZM31 212H32V213H31ZM33 212H34V213H33ZM64 212H63V213H64ZM76 212H77V213H76ZM17 213H18V214H19V213H20V214H24V216L22 215L23 218L21 219V221H23V219L25 220V219L28 217V215H29V217L27 218L26 221H28L29 218H30V221H29V222H31V224H32V223L35 224V222L37 221V223H36V225H35V227H34L35 229H34L33 226H32V225H34V224L30 225L29 222L27 223V225L29 224V226H30V227L32 226L33 230H35V231H32V232H34V235H33V233L29 230V229H31V228H29V226H28V228H27L26 221H25V224H24V226H25L24 228L22 227L23 224H21V226H18V225H17L19 222L16 223L15 221H17V220L20 221V218H21V217H20L21 215L19 214V215H20V216H19L20 218H19ZM26 213H27V214H26ZM35 213H36V214H35ZM39 213H40V214H39ZM49 213L52 214L51 216H53V217H54V215H55V218H54L55 220H57L58 216H59L58 219H60V217L62 218V216H63V218H62L61 220H57V221L54 220V224L52 223L53 225H51L50 220H53V218L48 216ZM83 213H84V214H83ZM86 213H88V214L85 215ZM30 214H31V215L33 214V216H35V217L32 216V218H31V215H30ZM34 214H35V215H34ZM57 214H58V215H57ZM59 214H60L61 216H60ZM92 214H93V215H92ZM103 214H104V215H103ZM9 215H10V216H9ZM26 215H27V217H26ZM71 215H70V217H71ZM83 215H84V216H83ZM88 215H90V216L92 215L93 218L90 217V216H88ZM102 215H103V216H102ZM8 216H9V217H8ZM56 216H57V217H56ZM80 216H81V218H80ZM86 216H87V218L89 217V219L92 220V221H91V224H93V223H92L93 221L96 223V222L98 221V219H99V221L97 222V224L100 225V226H103V227H102V228H99L100 226L98 227V225H97L98 228H97V227L95 228V227H94V226H96L95 223H94L95 225H91V224H90V226H89V224H87V222H88L89 219L87 220V218H85ZM10 217H11V219H10ZM14 217H16V218H14ZM24 217H25V218H24ZM37 217H38V218H37ZM74 217H75V216H74ZM98 217H99V218H98ZM3 218H4V219H3ZM5 218H6V219L8 218V221H7ZM17 218H19V219H17ZM44 218H45V220H46L47 218H48V220L50 219L49 222H48V220H47L46 224H47V223H50V224H48V225H51V228H52V229L54 228V231L56 232V233H55L54 231H52V234H51V230H50V231H47L46 234H47L48 232H50L48 235H46V236H48L49 238H47V237L45 236L44 240H45V241H46V240L49 241V240H51V239H53V238L56 237V238L53 240L54 244L51 242V246H52V247L54 246L53 249L56 248L57 250H58L59 247H63V244H61V243L64 242V247H65V248H64V247H63V248H59L60 251L62 250V251H61L62 253L60 252L61 254L59 253V254L57 255V254L53 253V252L57 251L56 249L53 250V251L51 250V252H52V256H53V257H51L50 254H49L50 256L47 255V252L44 251L45 249H43L44 245H42L43 243H42V241H41V238H40V240L37 239V237L39 238V236H38L39 233L36 232V231H38V228H37L36 226H37V224H40V221H43ZM51 218H52V219H51ZM71 218H73V215H72ZM71 218H70V219L67 218V219H68V220H71ZM83 218H85V220H84ZM95 218H96V219H95ZM101 218H103V220H105V221L103 222V221L101 220ZM14 219H15V221H13ZM32 219H34V220H32ZM40 219H41V220H40ZM79 219H81V220H79ZM94 219H95L96 221H95ZM31 220H32L33 222H32ZM72 220L75 221L74 219H72ZM90 220H89V223H90ZM2 221H5V222H6L8 228L13 227L12 225H14V227L17 225L16 227H19V228H20V229H19V232H17L18 228L15 227V230H14V231L11 230V229H13V228L10 229V232L13 231L12 233H10V232H9V229H8V228H5V227H7V226H5V225H6L5 222L3 223ZM9 221H11V222H9ZM12 221H13V222H12ZM21 221H20V223H24V221H23V222H21ZM38 221H39V222H38ZM43 222H44V221H43ZM52 222H53V221H52ZM100 222H101V223H100ZM11 223H12V224H11ZM15 223H16V224H15ZM20 223H19V224H20ZM1 224H2L3 226H2ZM8 224H9V225H8ZM48 225H47V226H48ZM54 225H55V227H54ZM68 225H70L71 227L68 226ZM52 226H53V227H52ZM59 226L61 227L62 230H64V233H63V231L61 232V235H62V233H63L62 237L60 236V232H59V231H61V230H59V228H60ZM62 226H64L65 228L62 227ZM3 227H4V228H3ZM48 227H50V226H48ZM57 227H58V228H57ZM66 227H67V228H66ZM88 227H84V229H85V228H88ZM92 227H93V228H92ZM36 228H37V229H36ZM56 228H57V229H56ZM6 229H7V230H6ZM25 229H26V230H25ZM67 229H68V230H67ZM100 229H101V230H100ZM2 230H3V232H2ZM5 230H6V231H5ZM23 230H25V231H23ZM27 230H28V231H27ZM56 230H59V231L57 232ZM72 230H73V231H72ZM104 230H105V231H104ZM22 231L25 233V235H26V233H27L28 236H29V234H30V232H31V234H32L33 236H31V235H30L31 237L29 236L31 239H30L29 237L26 238L27 235L25 236L24 233H23ZM69 231H70V232H69ZM96 231H97V232H96ZM1 232H2V233H1ZM5 232H7L8 234L5 233ZM15 232H16V235H17L18 233H21V234H20V235L18 234V236H16V235H15ZM28 232H29V234H28ZM98 232H99V233H98ZM101 232H105L106 234L103 233V235H102V234H100ZM4 233H5V234H4ZM13 233H14V234H13ZM54 233H55V235H54ZM57 233H59V235H57ZM68 233H70V234H68ZM91 233H93V234L96 233V234H97V235L95 234V237H94V238H95V241H96V239H97V241L99 240V243H95L94 238H93V235H91ZM9 234H10V236H7V235H9ZM35 234H37V237H36ZM65 234H68V235H65ZM72 234H73V235H72ZM79 234H80V235H79ZM1 235H0V236H1ZM22 235H23V237H22ZM49 235H50L51 237H50ZM52 235H53V236H52ZM56 235H57V236H56ZM71 235H72V237H71L72 240L69 238ZM76 235H77L78 237H77ZM88 235H89V236H88ZM99 235H102L103 238H102V236L99 237ZM24 236H25V237H24ZM64 236H65V237H64ZM74 236H75V238H74ZM87 236H88V237H87ZM96 236L99 237V238H97ZM7 237H8V238H7ZM16 237H17L18 239H16ZM34 237H35V238H34ZM63 237H64V238H63ZM76 237H77V238H76ZM79 237L82 238V239L80 240ZM2 238H0V239H1L0 242H3L4 245H5V243L7 242V240L4 241ZM22 238L25 239V241H24V240L22 241ZM33 238H34V239H33ZM58 238H59V239H58ZM66 238L70 239L72 242H68V239H66ZM73 238H74L75 240H76V239L79 240V243H78L77 240H76V241L73 240ZM61 239H62V240H61ZM100 239H101V241L103 242L102 244L100 243V242H101ZM16 240H17V241H16ZM60 240H61V242H60ZM70 240H69V241H70ZM10 241H9V243H11ZM32 241H33V242H32ZM47 241L44 242V244L48 243ZM56 241H57L58 243H57ZM66 241H67V242H66ZM97 241H96V242H97ZM26 242L28 243L29 241H26ZM92 242H93L95 245H96V244L99 245V246L96 245V248H97V246L100 247V245H101V247H103V248H105V249H103V248L101 249V247H100L99 249H96V250H95V248H92V247L94 246ZM3 243H2V244H3ZM9 243H8V244H9ZM38 243H39V244H38ZM69 243H71V244H72V243H73V244L75 243V245L72 244V245H73V246H72V245L69 244ZM0 244H1V243H0ZM8 244H6V245H8ZM55 244L58 246V248H57V246H56ZM65 244H67V245L65 246ZM68 244H69L70 246H72V248L69 247ZM87 244L90 245V247H87V248H89V249H86ZM11 245L9 244V245L7 246L8 248L5 247V246H3V245H0L2 249H3V247H4L3 250L0 249V250H1L0 253H1L2 255H4V259H2L3 256L0 257V259L5 260V262L7 261V259H8V261H9V259H12V260H11L12 263H11L10 261H9V263H10V264H16V263H14L15 260H13V258H14L15 256L10 255V253H9L8 255L10 256V258H8V256L6 257V254H7L6 251H7V250H6L5 248H7L8 251H9V249L11 250V247H12ZM31 245H30V247H31ZM41 245H42V246H41ZM83 245H84V246L86 245V246H85V249H84ZM9 246H10V247H9ZM20 246H21V248H20ZM55 246H56V247H55ZM91 246H92V247H91ZM18 247H19L20 249H18ZM45 247H46V246H45ZM67 248H68V250H67ZM76 248H75V249H76ZM32 249H33L35 252H33ZM38 249H39V250H38ZM51 249H52V248H51ZM91 249H93V250H91ZM106 249L108 250V252H110V253L107 252L108 255H109V258L105 256V255H106V252H105ZM4 250H6V251H4ZM59 250H58V252H59ZM85 250H86V251H85ZM97 250H98V251L100 250V251L102 252V254H101L100 251L98 252ZM102 250H104V251H102ZM107 250H106V251H107ZM3 251H4L6 254H5ZM8 251H7V252H8ZM29 251H31V253H30ZM39 251H40V253H39ZM89 251H91V252L93 251V253H91V252H89ZM95 251H97V252H95ZM10 252H11V251H10ZM32 252H33V254L35 253V256H36V253L38 252V253L40 254L39 259L45 257V258H43V259L41 260L42 263H41V262L39 261V259H38V255H39V254H37V256L35 257V256L32 254ZM58 252H57V253H58ZM70 252H71V253H70L69 255H70V257H71L73 254H72V251H71V250H70ZM78 252H79V253H78ZM84 252H86L87 256L85 255ZM88 252H89V253H88ZM103 252H104L105 254H104ZM42 253H45V255L42 254ZM97 253H98V254H101V255L98 256ZM1 254H0V255H1ZM54 254H55V255H54ZM62 254H64L65 256H64V259L61 260L60 257H63ZM88 254H89V255H88ZM94 254H95V255H94ZM96 254H97V256H96ZM103 254H104V256H105V260H106V261H109L108 263L104 260V258H103V257H104ZM31 255H33V256H31ZM56 255L59 256V257H57L58 259L55 258ZM90 255H91V256H90ZM29 256H31V257H29ZM46 256H47L48 258H47ZM85 256H86V257H85ZM95 256H96L97 258H96ZM5 257H6L7 259H5ZM40 257H41V258H40ZM93 257H95L96 259L93 258ZM100 257H102V259H101ZM15 258H16V257H15ZM28 258H29V260L32 261V262L30 261L31 263H29ZM49 258H50V259H49ZM51 258H52V259H51ZM53 258H54V260H53ZM59 258H60V261H61L60 263H59V261L56 262L57 260H59ZM79 258H81V260H79ZM87 258H90V259H87ZM91 258H93V259L96 260V261H94V260L91 259ZM99 258H100L101 261L98 260L99 262H97V259H99ZM106 258H107L108 260H107ZM48 259H49V260H48ZM55 259H56V261H55ZM68 259H69V256H68ZM2 260H1L0 262H2ZM27 260H28V261H27ZM69 260H70V259H69ZM78 260H79V262L81 261L82 263H81V262L79 263ZM16 261H17V258H16ZM16 261H15V262H16ZM53 261H54V262H53ZM67 261H68V260H67ZM5 262L3 261L2 264H7V263H8V262H6V263H5ZM23 263H24V262H23ZM36 263H35V264H36ZM69 263H70V264L74 263V262H72V258H71V262L69 261ZM69 263H68V264H69ZM102 264H103V262H102Z\"/></svg>",
    "mask_w": 264,
    "mask_h": 264
}]
</instances>
